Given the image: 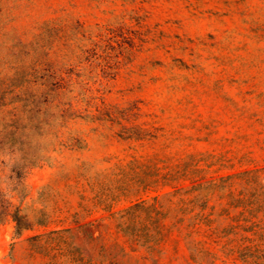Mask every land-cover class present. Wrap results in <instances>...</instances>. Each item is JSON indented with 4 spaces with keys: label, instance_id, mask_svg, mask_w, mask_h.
<instances>
[{
    "label": "rangeland",
    "instance_id": "obj_1",
    "mask_svg": "<svg viewBox=\"0 0 264 264\" xmlns=\"http://www.w3.org/2000/svg\"><path fill=\"white\" fill-rule=\"evenodd\" d=\"M0 264H264V0H0Z\"/></svg>",
    "mask_w": 264,
    "mask_h": 264
},
{
    "label": "trees",
    "instance_id": "obj_2",
    "mask_svg": "<svg viewBox=\"0 0 264 264\" xmlns=\"http://www.w3.org/2000/svg\"><path fill=\"white\" fill-rule=\"evenodd\" d=\"M13 220L16 222L14 235H18V234H20V230H19V220H18V218L16 216H13Z\"/></svg>",
    "mask_w": 264,
    "mask_h": 264
}]
</instances>
